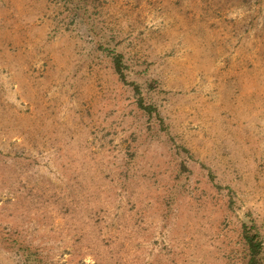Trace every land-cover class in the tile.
<instances>
[{"label":"rangeland","instance_id":"374dc122","mask_svg":"<svg viewBox=\"0 0 264 264\" xmlns=\"http://www.w3.org/2000/svg\"><path fill=\"white\" fill-rule=\"evenodd\" d=\"M246 224L264 0H0V264H246Z\"/></svg>","mask_w":264,"mask_h":264},{"label":"trees","instance_id":"16d2710c","mask_svg":"<svg viewBox=\"0 0 264 264\" xmlns=\"http://www.w3.org/2000/svg\"><path fill=\"white\" fill-rule=\"evenodd\" d=\"M104 50L108 51L110 55L112 56V59L115 63V67L117 72L120 74V77L132 84L134 88L136 89L138 94L142 93L141 86L136 83V82H129L127 80V75H126V69L128 68L127 64L125 63V55L123 52L118 51L116 49H110V48H104ZM139 105L142 109L146 110L150 114L156 113L157 115L160 116V113L154 105L147 104L144 100L143 97L140 98L139 100ZM244 239L246 240L248 244V249H249V260L246 264H264V241L263 238L260 234V231L257 230V226L255 224L251 225H244ZM28 250L26 253L27 255V260L29 263H31V256L33 255L31 252Z\"/></svg>","mask_w":264,"mask_h":264}]
</instances>
